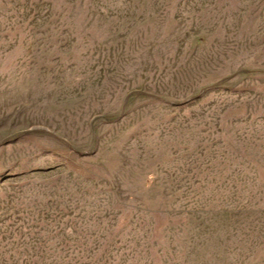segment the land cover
I'll return each instance as SVG.
<instances>
[{
    "label": "rangeland",
    "instance_id": "1",
    "mask_svg": "<svg viewBox=\"0 0 264 264\" xmlns=\"http://www.w3.org/2000/svg\"><path fill=\"white\" fill-rule=\"evenodd\" d=\"M0 264H264V0H0Z\"/></svg>",
    "mask_w": 264,
    "mask_h": 264
}]
</instances>
